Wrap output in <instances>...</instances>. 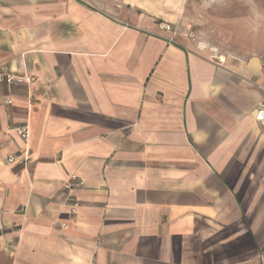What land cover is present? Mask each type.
Segmentation results:
<instances>
[{
  "label": "crops",
  "instance_id": "crops-1",
  "mask_svg": "<svg viewBox=\"0 0 264 264\" xmlns=\"http://www.w3.org/2000/svg\"><path fill=\"white\" fill-rule=\"evenodd\" d=\"M189 2L0 0V264H264V0L240 51Z\"/></svg>",
  "mask_w": 264,
  "mask_h": 264
},
{
  "label": "rangeland",
  "instance_id": "rangeland-1",
  "mask_svg": "<svg viewBox=\"0 0 264 264\" xmlns=\"http://www.w3.org/2000/svg\"><path fill=\"white\" fill-rule=\"evenodd\" d=\"M221 1L190 0L188 12L191 14V18L189 23L173 24L171 25L173 30L186 33L190 37L195 35L203 42L214 43L224 49L240 51L244 47L258 48L259 24L257 20L249 25L252 37L250 40L246 38L248 35L246 26L248 27V25L242 23V17L248 12L251 13L253 19L257 17V9L229 8ZM261 48L264 50V47L261 46Z\"/></svg>",
  "mask_w": 264,
  "mask_h": 264
},
{
  "label": "built area",
  "instance_id": "built-area-1",
  "mask_svg": "<svg viewBox=\"0 0 264 264\" xmlns=\"http://www.w3.org/2000/svg\"><path fill=\"white\" fill-rule=\"evenodd\" d=\"M32 79L28 78L24 75H19L11 70H0V83H6L7 85L11 86L13 84L23 83V82H30ZM7 104H11L13 102L12 98H8L5 101ZM256 119L258 121H264V104H261L258 109L256 110ZM17 133L23 139V141L28 144L30 139V128L28 124H24L21 126L16 127ZM32 161L31 153L28 148H25L21 151L16 153H11L8 155L6 162L21 165L23 167H27ZM77 203H74V208L77 206Z\"/></svg>",
  "mask_w": 264,
  "mask_h": 264
}]
</instances>
